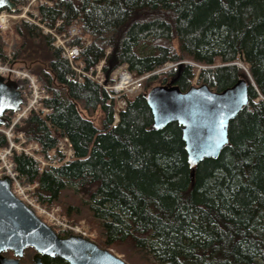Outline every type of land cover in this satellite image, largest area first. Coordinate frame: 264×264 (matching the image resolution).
<instances>
[{"label":"trees","instance_id":"trees-1","mask_svg":"<svg viewBox=\"0 0 264 264\" xmlns=\"http://www.w3.org/2000/svg\"><path fill=\"white\" fill-rule=\"evenodd\" d=\"M50 1L35 6L38 18L50 26L59 20V31L77 22L80 36L70 44L80 48L84 70L104 59L107 74L125 64L136 77L151 75L113 124L114 100L93 80L77 79L52 36L23 20L0 31V54L12 32L10 62L49 96L13 128L37 143L44 161L57 162L41 169L32 157L12 154L19 176L37 183L38 203L60 206L73 220L84 214L99 247L132 239L158 264H264V0ZM181 62V91L193 79L214 91L240 78L248 83L249 101L229 123L228 145L193 169L181 128L155 130L145 97L178 67L160 79L157 69ZM11 116L4 115L6 126ZM63 139L73 157L60 165L56 144ZM0 144L7 147L3 135ZM77 187L86 188L87 199L64 203L65 192ZM42 262L66 264L57 257Z\"/></svg>","mask_w":264,"mask_h":264},{"label":"water","instance_id":"water-1","mask_svg":"<svg viewBox=\"0 0 264 264\" xmlns=\"http://www.w3.org/2000/svg\"><path fill=\"white\" fill-rule=\"evenodd\" d=\"M0 9L15 12L13 0H0ZM243 61L242 56L239 57ZM164 85L146 93L152 126L162 130L176 123L191 169L205 159L215 160L228 145V126L248 104V83L244 78L222 91L206 84L192 85L186 91L177 86L180 69ZM22 96L16 82L0 76V125L4 114L16 112ZM9 178L0 179V264H43V257L59 258L66 264H126L109 250L78 235L60 237L11 192ZM32 250L30 263H21L26 250ZM11 253L12 257L4 254Z\"/></svg>","mask_w":264,"mask_h":264},{"label":"built area","instance_id":"built-area-1","mask_svg":"<svg viewBox=\"0 0 264 264\" xmlns=\"http://www.w3.org/2000/svg\"><path fill=\"white\" fill-rule=\"evenodd\" d=\"M37 4H51V1L23 0V4L17 13H9L4 10L0 11V31H6L7 29H10L12 24L22 20L36 24L42 29L43 33L54 38V46L61 48L62 57L72 66L78 80H81L82 77H87L100 84L109 93V96L115 101V116H117V114L124 110L126 106V97L136 95L142 90V80L144 77L135 78L129 72L126 65H121L112 72L110 75V81L108 82L103 74L104 60H101L94 68L87 71L84 70V63L80 59V48L77 45L70 44L80 36V28L78 27L77 22L74 21L68 25L65 30L59 31L62 24L59 20L50 26L38 18V12L35 9ZM82 40H85L88 43L83 37ZM13 47L14 37L12 35L5 47L6 52L0 54V75L15 81H20L22 86L20 90L26 105L20 112L14 114L13 117L16 118L12 119L8 128H0V134H2L8 142V147L0 146V178L5 176L9 177L14 195L33 209L37 216L46 219L53 227L63 231H71L75 234L86 237L87 233L82 227L71 226L64 220L60 219L56 214V208L47 209L38 203L34 196V190L37 184H30L22 179L15 171L14 165L10 160L12 151L22 152L28 156H33V150L38 149L35 144L25 146V138L22 134L15 136L13 133V127L21 118L25 117L29 111L41 108L40 101L49 97L44 89L41 88L35 77L31 76L24 70L15 67L14 64L10 62ZM41 110L47 112L45 109ZM15 137H17L18 141H15ZM56 150L63 155V163L73 157L71 145L66 139L58 142ZM51 154H54V151ZM35 158L37 159V157ZM49 164L54 165V162L41 161V169Z\"/></svg>","mask_w":264,"mask_h":264},{"label":"rangeland","instance_id":"rangeland-1","mask_svg":"<svg viewBox=\"0 0 264 264\" xmlns=\"http://www.w3.org/2000/svg\"><path fill=\"white\" fill-rule=\"evenodd\" d=\"M16 42H17V40H16ZM169 65L170 64H167L163 68L157 69L153 74H157V76H159V79H160L163 76L160 74L165 69H167V67ZM195 82H196V79H193L192 85H195ZM156 84L157 83H154L153 86ZM143 88H144V81L142 80V90H143ZM25 105H26V102L24 103L23 106H25ZM12 118L15 119L16 117H12ZM95 120H96V124H97L98 123L97 116H95ZM63 198L65 200L64 203H72L75 206L76 204L74 202L79 201V199L80 200H86L87 199L86 188L77 187V190L70 189V190H68V192H65ZM73 200H75V201L73 202ZM56 209H57L56 214L59 216L60 219L64 220L67 224H69L71 226L82 227L84 229V231L87 233V236L89 237L90 240L95 238V233H94V231H92L90 229V225L88 223L89 218H87V217L81 218L84 216V214H80L78 216V217H80L78 220H73L71 218L70 219L66 218L61 214L60 206L56 207ZM42 220L45 223L49 224V226H51V228H53L54 231H56V232L58 231V228L53 227L52 224H50L46 219L42 218ZM97 230H99V229L97 228ZM136 236H137V238H141V235H136ZM105 249L109 250L113 255L119 257L126 264H135L134 262H136L135 261L136 258L141 259L142 264H158L156 261H154L153 257H151V255H149L145 250L141 251L140 249H138L136 247V243L132 239H128L127 241L117 245L116 247L105 248ZM32 253L33 252H31L29 250L25 251L23 258L20 259V262L21 263H30ZM5 256L11 257L12 254L8 253V254H5Z\"/></svg>","mask_w":264,"mask_h":264},{"label":"bare ground","instance_id":"bare-ground-1","mask_svg":"<svg viewBox=\"0 0 264 264\" xmlns=\"http://www.w3.org/2000/svg\"><path fill=\"white\" fill-rule=\"evenodd\" d=\"M22 179H24V178H22ZM25 180V179H24ZM25 183V182H24Z\"/></svg>","mask_w":264,"mask_h":264}]
</instances>
